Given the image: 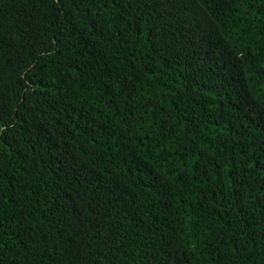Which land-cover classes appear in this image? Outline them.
<instances>
[{
	"label": "trees",
	"instance_id": "16d2710c",
	"mask_svg": "<svg viewBox=\"0 0 264 264\" xmlns=\"http://www.w3.org/2000/svg\"><path fill=\"white\" fill-rule=\"evenodd\" d=\"M0 264H264V0H0Z\"/></svg>",
	"mask_w": 264,
	"mask_h": 264
}]
</instances>
